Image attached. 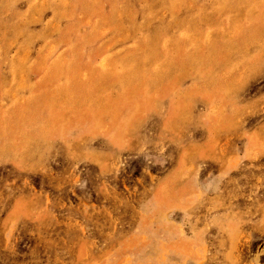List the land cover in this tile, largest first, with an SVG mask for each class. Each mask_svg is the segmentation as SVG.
<instances>
[{
    "label": "rangeland",
    "instance_id": "obj_1",
    "mask_svg": "<svg viewBox=\"0 0 264 264\" xmlns=\"http://www.w3.org/2000/svg\"><path fill=\"white\" fill-rule=\"evenodd\" d=\"M0 264H264V0H0Z\"/></svg>",
    "mask_w": 264,
    "mask_h": 264
}]
</instances>
